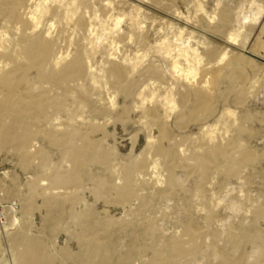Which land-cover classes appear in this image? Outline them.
I'll list each match as a JSON object with an SVG mask.
<instances>
[{"label":"bare ground","instance_id":"1","mask_svg":"<svg viewBox=\"0 0 264 264\" xmlns=\"http://www.w3.org/2000/svg\"><path fill=\"white\" fill-rule=\"evenodd\" d=\"M163 1L166 0L155 2L160 5ZM180 1L186 6L191 2L167 0L165 8L156 5L160 9L143 8L140 4H134L130 11H126L121 6L124 0H0V155H17L20 158V169L28 173L31 167L36 165L37 158L41 161L37 166L42 167L41 163L51 157L39 146L41 138L49 145L68 153L70 169L58 168L48 174L49 169L52 170L54 166L45 168L43 173L40 171L41 174L30 180L34 195H53L51 199L46 198L40 208L57 209L59 220L65 213L73 222L82 217L91 218V212L84 209L86 204L81 201L79 194L73 191L72 186L82 181L83 173L88 171L91 164L98 163L105 167H110L111 164V151L107 150L95 156L104 138L109 137L106 132L102 138L98 137L104 132L105 125L95 123L97 119L92 115L90 106L98 107V115L101 112L107 116L108 121L116 119L117 123L120 121L123 125L132 121L131 115L138 116V123L145 126L143 132L145 131L147 137L146 150L155 151L157 155L168 159V186H177L181 179L175 175L180 159L175 156L178 151L171 147L174 141L173 124L182 127L184 121L195 120L199 116L216 117L214 123L207 122V127L204 126L200 132L203 133L201 135L207 147L202 152L199 149L200 152L193 156L194 164L187 163L188 165L184 166L187 172H200L204 177L214 170L221 171L225 177L231 178L239 171L234 163L243 168L255 163L260 156V152L253 151L240 137L226 141L225 136L235 129V126L240 127L239 132L244 130V126L242 120L236 117V109L217 110V98L213 95L214 88L211 84L214 79V66L218 67L215 70L220 74L236 63L237 66H233L225 76L242 86L239 91L240 101H243L246 95H253L254 89L264 78V72L261 76L258 74V78L248 79L242 67L246 63V56L240 53L230 55L229 47L236 48L238 43L244 46L248 42L252 31L247 28V23L250 20H259L264 6L253 8L250 14H247L242 8L236 11L222 5L219 0L215 8L209 11L201 0H195L197 8L192 15L190 9L184 12L177 6ZM198 27L224 40L211 45L216 42L209 36L211 33L207 35L200 32ZM256 46L264 52V41H257ZM226 116L232 118L233 122H227ZM79 141L82 143L79 144ZM185 149L181 150V155L189 151ZM234 150L240 153L238 157L233 156ZM262 156L264 157V152ZM62 162L65 163V160ZM68 164L65 163V167ZM151 164L154 177L157 175L156 184H163L164 170L160 158L152 159ZM147 167L148 156L118 173L117 178L121 184L117 193L119 203H136L138 199L146 203L147 199L138 194L137 184L143 177L141 170H147ZM15 176L13 185L19 178L18 175ZM46 180L53 181L55 185L42 187L45 186L42 182ZM228 186L224 188L232 194L236 189L232 185ZM5 188L11 195L13 188L6 186L0 177V189ZM186 188L188 189L187 185ZM172 191V188H166L162 193ZM240 192L244 193L243 187ZM232 199L237 211L243 212L242 200L238 202L234 201L236 197ZM259 200L255 201L256 205L250 203L252 205L248 209L252 221L258 225L255 230L246 229V241L252 244L251 253L245 252V241H235V238L230 237L235 247L243 252L235 257L223 256L220 264H252V259L264 264V195L262 201ZM219 201L220 198L217 204ZM201 208L203 211L204 208ZM34 209L32 205L27 210ZM12 210L14 214L10 216V220L6 212L0 211V262L55 264L54 258L48 253L54 244L48 246L44 238H41L42 235H31L27 226L20 224L18 211L14 208ZM212 213L213 210L206 212L205 223L212 217ZM91 224L79 223L74 237L81 242H87L90 235L84 231V226ZM196 229L194 223L186 225L182 236L175 235L170 255L165 257L161 251H156L155 259L160 264H177L180 259L196 254L200 249L198 238L201 236L196 233ZM147 231H150L149 227ZM113 238L114 236L112 240ZM86 247L89 256L80 264L113 263L107 255H101L91 243L88 242ZM5 251L9 252L8 258L4 257ZM71 252L68 254L70 258L74 255ZM201 255L207 257L205 253ZM132 259L126 256L113 264H133Z\"/></svg>","mask_w":264,"mask_h":264},{"label":"rangeland","instance_id":"2","mask_svg":"<svg viewBox=\"0 0 264 264\" xmlns=\"http://www.w3.org/2000/svg\"><path fill=\"white\" fill-rule=\"evenodd\" d=\"M155 1L154 0H147V1L124 0L121 6L126 11H130L132 6H134V4H140L141 6H143V8L155 7L160 9V7L161 8L167 7L168 4L167 0L163 1L160 5ZM218 1L219 0H201V2L205 5L206 9L209 11L215 8ZM221 1L223 3L222 5H226L227 7H230L236 11L242 8L243 11L247 14H250L253 8L257 9L261 5L264 6V0H221ZM196 3L197 1L191 0L189 6H186L183 2L180 1L178 2L179 5L177 4V6L181 7V9L184 12L185 11L188 12L187 10L190 9L191 10L190 13L194 15L195 9L197 8ZM156 5L157 6L159 5L160 7H157ZM247 28L252 31V34L250 35L248 42L244 46L238 43L236 45V48L229 47L230 50L229 49L228 50L231 51L230 55L232 56L238 53L244 54L247 58L246 63H244L242 66L244 69V73L246 74L248 79L258 78L261 76V73L264 72L263 70L264 52L263 49L258 48L256 46L257 41H264V12L259 20L257 21L250 20L247 23ZM197 30H199L200 32H204L207 35L211 33L209 36H211V38H213V40L216 41L211 45H216L217 41L224 40L212 32L203 31V29L201 28ZM241 40L242 38L240 39V41ZM241 48L242 50H240ZM233 66H237V64L234 63ZM232 67H229V69L228 68L224 69L223 72L218 74V72L216 71L218 67L214 66L213 67L214 79L212 80L213 82L211 84L212 88H214L213 95L215 99L217 98L216 99L217 110L221 111L224 108H231L232 110L236 109V117L239 120H242V125L244 126V130L242 132H239V128H240L239 126H235L234 127L235 129H233L227 136H225L226 141L233 137L235 138L240 137L242 141L249 148H251L253 151L257 153L260 152L259 153L260 156L257 158L255 163L243 167L246 168L245 170L242 167H239L233 161L234 166L236 168H239L238 174H236V176L227 178L221 171L215 172L214 170H212L207 176L203 177L200 174V172H191V171L187 172L186 168L184 167L187 163L194 164L195 160L193 156L199 153L200 151L202 152L204 148L207 147V144L204 141V137L202 136L203 133H201L202 134L201 135L200 132H202L203 128L207 127L208 123L210 124L214 123V121L216 120V117L214 118V116H211L209 118H205L204 116H199L195 120H190L187 122L184 121L182 123L183 126L181 125L182 127L175 126L173 124L174 141L172 142L173 146L171 147L172 149L178 151L175 156L178 160L180 159L179 166L177 167L178 169L177 168L175 169V173H176L175 175L178 178H181L182 180L180 179L177 186H168L166 180L167 179L166 175L168 174V172L166 171V161L168 159L166 157L157 155L155 151L146 150L147 143H145V141L147 142V137L145 131L143 132V130H145V126H143V124L140 125L138 123L139 122L138 116H136L135 114L131 115V117L132 116L133 117H132V121H130L129 123L130 125L129 124L123 125L121 124L120 121H118L117 123L116 119H111L108 121L106 115L102 114L101 112L98 115L99 112L98 107L95 106L93 108L92 106H90L91 112L93 110L94 113V114L92 113V115H94V117L97 119L95 123L105 125L104 132L99 134L100 136L98 137L102 138L105 132L109 138L111 137L110 139L107 137L104 138L100 150L95 153V156H98L102 154L104 151L107 150L111 151L110 167L109 166L105 167L98 163H93L88 168V171L83 173L82 181L77 185L72 186L73 191L78 193L81 201H84L83 203L86 204L84 206V209L91 212V218L82 217L79 220L73 222L71 219L68 218V215L65 213V215H62L61 220H59L60 215L57 209L53 208L50 210L49 208L46 207L40 208V206L42 205L41 203H43L46 200V198L51 199L53 195L52 194L44 195L43 193H42L43 195H39V196L34 195L32 191L33 186L30 183V180L34 179L35 175L38 176L39 174L43 173L44 172L43 169L45 168L56 166L55 168L53 167L52 170L49 169L48 174H51L53 171H55L58 168H60V170H68L71 168V165L68 162L69 161L68 153L59 150L54 146L49 145V143L46 142L44 138H41L40 139L41 141L39 140V146L44 148L45 151H47L49 153V156L51 157H49L48 161L41 163L42 167L37 166L41 162L37 158L35 160L36 165L32 166L31 169L28 171V173L20 169L19 167L20 158L17 155H12L7 153H3L0 155V175H1L0 177L2 178V181L6 186H11L13 188V192H14V193L12 192V194L10 195L6 191L7 187L5 188V190L0 189V211L6 212L8 214L7 218L10 220V216L14 214V211L12 210L14 208L15 210L18 211L20 224L23 225L24 227L27 226L26 228L30 230L31 235H37V236L42 235L41 238L42 239L44 238L48 246H51L53 243L54 247H52V249L54 248L55 249L52 250L49 248L48 253L52 256V258H54L55 264H80L82 260L86 259L87 256H89L86 247L88 242L91 243L93 247H96L97 251L101 255H107L110 258V261L113 263L120 258L128 256L131 259L133 258L132 259L133 264H160V262L155 259V252L161 251L165 257L170 255L171 252L170 249H172L174 246L173 243L174 238L176 236H182L184 234L185 226L188 225L189 223H194V225L197 228L196 233L201 235L200 239L198 238V241L200 243V249L196 254L186 256L180 259V261L177 264H220V262L223 259V256L225 255L229 257H235L240 255L243 252V250L236 248L233 243V240H231L230 237H233V239L235 238L234 239L235 241H245V247H244L245 252L247 254H250L252 250V244L246 241L247 240L246 229L255 230L258 228V225L252 221V215L248 211V209L252 204L254 203L255 205L257 204L255 202L257 199H260L259 201H262V196L264 195V157L262 156V153L264 152V78L263 80H261L258 87L255 88L257 90L254 89L252 95L253 97L252 96L249 97L246 95L245 99H243V101H240L239 91L242 86L238 85L239 83L237 81H231L225 76L232 69ZM258 74H260V76ZM184 113L188 114L187 112ZM225 120L229 123L233 122L232 118L228 116H226ZM180 139L181 141H179ZM80 143L82 142L79 141V144ZM114 145L116 146L113 147ZM184 149L186 151L189 150L190 153L188 151L186 152V154L184 153L185 155L183 154L184 156L181 155L180 152L181 150ZM190 155H192L191 158ZM234 155L238 157L240 153L234 150L233 156ZM147 156L149 158V167H147V170L146 169L141 170L143 172L144 178L142 177L139 183L137 184L138 194L139 196L145 197L147 199L146 203H144L140 199L136 200V203L135 201H132L133 203L130 202L127 204L119 203L118 202L119 195L117 193H118V187L121 184L119 183V180L117 178L118 173H120L121 170H123L127 166H130L134 162L141 160L143 158L144 159L147 158ZM138 157L140 159H138ZM155 158H160L162 169L164 170V172L162 171L163 173L162 175L164 176V177L162 176L163 178L162 180H164L163 181L164 183L160 185L156 184L157 175L155 174L154 177V173L150 168L152 167L151 161L152 159ZM64 160L65 163L67 164L69 163L68 165H66V167H65V163L62 162ZM216 162L218 161L216 160ZM116 167L118 169H116ZM28 174L29 176H27ZM116 174L117 176H115ZM15 175H18L19 178H17V181L15 182L16 184L13 185L14 183L13 178H16ZM45 182L44 181L42 182V184L45 185L42 187H46V185L49 184L55 185L54 182L50 180L49 181L46 180ZM186 185L188 186V189L186 188ZM226 185L228 187L232 185V187H234L236 190L232 194H230L225 190V188L227 187ZM139 187L142 188L139 189ZM241 187H243L244 189L243 194L242 192H240ZM166 188H172L173 191L167 194L162 193V190ZM113 189L116 190L114 191ZM62 191H64V189H62ZM211 192L214 193L215 195L212 194ZM215 192L218 194H216ZM114 193L116 194L114 195ZM232 197L237 198L234 199V201L238 200V202H241L239 200H242L244 210L245 212L247 211L246 213L244 212V210L243 212L237 211L236 209L237 206L236 204L234 206ZM218 198H220L219 204H217ZM247 202L249 204H247ZM15 205L17 206L15 207ZM32 205L35 207V209L33 211L30 210L28 211L27 209H29V207H31ZM114 205H116L115 208ZM216 205L218 206L216 207ZM10 206L12 207V209ZM197 206L199 209L197 208ZM200 208L201 209L204 208V210L202 211L200 210ZM115 209L118 210L116 211ZM210 210H213L212 217L209 218V220L205 223L206 212ZM146 217L148 218L146 219ZM4 220L6 219L4 218ZM183 220H185L186 222ZM82 222H86V224L92 223L91 226H87V225L86 227L84 226L85 228L84 231L90 235V239L87 242H81L76 237H74L77 226H79V223L81 224ZM23 223L26 224L24 225ZM227 224L230 226H228ZM136 227L138 228L137 230ZM148 227L150 231H147ZM166 228H167V232H166ZM172 230L175 231L173 232ZM151 231H153V233L155 231V233L153 234ZM161 234H163V236ZM164 235H166V237ZM113 236L114 238L112 240ZM151 239L152 241H150ZM6 247L7 246H5V250L6 249L8 250V248ZM6 251L4 253L5 258L7 256L9 257V252L6 253ZM69 252L74 254L72 258H70V256L68 255ZM204 253L207 256L206 258H204L203 255H201ZM139 256L141 257V259ZM191 257L194 259H192ZM184 259L186 261H184ZM136 260L138 261V263ZM140 261L142 263H140ZM251 261L252 264H260L254 259H252ZM0 264L3 263L0 262Z\"/></svg>","mask_w":264,"mask_h":264}]
</instances>
